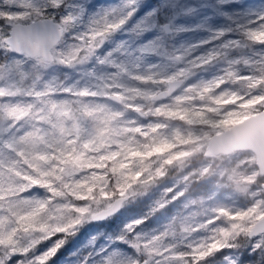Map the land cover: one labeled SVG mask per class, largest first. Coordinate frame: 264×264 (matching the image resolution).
<instances>
[{"label":"snow or ice","instance_id":"obj_1","mask_svg":"<svg viewBox=\"0 0 264 264\" xmlns=\"http://www.w3.org/2000/svg\"><path fill=\"white\" fill-rule=\"evenodd\" d=\"M0 264H264V0H0Z\"/></svg>","mask_w":264,"mask_h":264}]
</instances>
